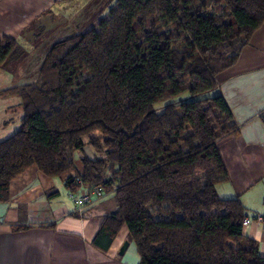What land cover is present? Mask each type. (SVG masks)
<instances>
[{
  "label": "trees",
  "instance_id": "trees-1",
  "mask_svg": "<svg viewBox=\"0 0 264 264\" xmlns=\"http://www.w3.org/2000/svg\"><path fill=\"white\" fill-rule=\"evenodd\" d=\"M264 22V0H114L97 28L52 43L36 80L0 90L20 100L19 129L0 140V201L35 165L113 192L94 244L107 251L122 227L138 264H264L243 233L247 215L221 198L217 141L236 126L216 76ZM25 54L0 38V67ZM187 91L193 98L154 104ZM94 131L100 137L92 135ZM102 157L80 154L85 141Z\"/></svg>",
  "mask_w": 264,
  "mask_h": 264
},
{
  "label": "crops",
  "instance_id": "crops-1",
  "mask_svg": "<svg viewBox=\"0 0 264 264\" xmlns=\"http://www.w3.org/2000/svg\"><path fill=\"white\" fill-rule=\"evenodd\" d=\"M91 1L0 0V38L18 40L36 20L41 29L49 27L57 22L49 21V14L64 18ZM98 1L103 4L97 16L114 0ZM216 79L215 93L225 99L236 126L235 132L217 141L226 169V178L216 185L217 194L238 199L251 217L264 214V22L235 63ZM79 155L75 154V166L82 172ZM71 174L46 176L32 165L11 180L7 200L0 201V264H138L125 227L107 251L94 244L102 220L116 210L113 192L104 190L103 197L78 212L67 195L71 189L66 178ZM242 231L257 241L258 254L264 257V221L253 219ZM124 241L128 244L120 253Z\"/></svg>",
  "mask_w": 264,
  "mask_h": 264
},
{
  "label": "rangeland",
  "instance_id": "rangeland-1",
  "mask_svg": "<svg viewBox=\"0 0 264 264\" xmlns=\"http://www.w3.org/2000/svg\"><path fill=\"white\" fill-rule=\"evenodd\" d=\"M102 4L98 0H92L88 2L85 9H74L73 13L64 18L58 16V19H56L57 17L48 13L47 18L49 21L57 20V22H50V26L48 27L46 25L43 29L38 26V20H36L32 28L24 31L18 39L25 54L17 59L9 60L5 67H0V90L14 85L34 82L37 77L38 66L52 43L83 32L89 28H97L98 21L108 15L109 7L100 15H94L101 8ZM26 34H30L31 38L27 37ZM190 99L193 98L189 93L183 91L179 95L154 104L153 107L154 110L159 111L168 103H178ZM21 116L22 109L20 108V100L18 97L0 96V140L7 138L19 129ZM4 118L8 125L2 123ZM92 135L100 137L98 131H94ZM84 141L85 145L82 151L78 153L90 158L103 156L104 149L97 150L93 148L88 143V137H84Z\"/></svg>",
  "mask_w": 264,
  "mask_h": 264
},
{
  "label": "built area",
  "instance_id": "built-area-1",
  "mask_svg": "<svg viewBox=\"0 0 264 264\" xmlns=\"http://www.w3.org/2000/svg\"><path fill=\"white\" fill-rule=\"evenodd\" d=\"M74 183L77 184V187L70 190L67 195L73 201L78 212L84 211L93 199H99L104 195L105 191L102 186L83 182L79 176L74 178ZM253 219L264 221V214H258L254 217L246 215L242 220V226H247Z\"/></svg>",
  "mask_w": 264,
  "mask_h": 264
},
{
  "label": "water",
  "instance_id": "water-1",
  "mask_svg": "<svg viewBox=\"0 0 264 264\" xmlns=\"http://www.w3.org/2000/svg\"><path fill=\"white\" fill-rule=\"evenodd\" d=\"M127 244H128V241H124V242H123V244H122V246H121V248H120V253H123V251H124V249L126 248Z\"/></svg>",
  "mask_w": 264,
  "mask_h": 264
}]
</instances>
